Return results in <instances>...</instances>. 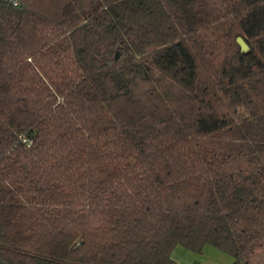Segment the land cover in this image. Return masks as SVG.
Returning a JSON list of instances; mask_svg holds the SVG:
<instances>
[{
	"label": "trees",
	"instance_id": "16d2710c",
	"mask_svg": "<svg viewBox=\"0 0 264 264\" xmlns=\"http://www.w3.org/2000/svg\"><path fill=\"white\" fill-rule=\"evenodd\" d=\"M206 244L264 264V0H0V264Z\"/></svg>",
	"mask_w": 264,
	"mask_h": 264
},
{
	"label": "rangeland",
	"instance_id": "374dc122",
	"mask_svg": "<svg viewBox=\"0 0 264 264\" xmlns=\"http://www.w3.org/2000/svg\"><path fill=\"white\" fill-rule=\"evenodd\" d=\"M172 257L176 264H192L193 262L229 264L232 261V257L229 254L209 244H206L201 251L177 245L172 252Z\"/></svg>",
	"mask_w": 264,
	"mask_h": 264
},
{
	"label": "water",
	"instance_id": "95a60500",
	"mask_svg": "<svg viewBox=\"0 0 264 264\" xmlns=\"http://www.w3.org/2000/svg\"><path fill=\"white\" fill-rule=\"evenodd\" d=\"M236 40H237V43L239 44L240 49L242 51L248 50L249 46H248L247 42L240 35L237 36Z\"/></svg>",
	"mask_w": 264,
	"mask_h": 264
},
{
	"label": "built area",
	"instance_id": "2783aa9c",
	"mask_svg": "<svg viewBox=\"0 0 264 264\" xmlns=\"http://www.w3.org/2000/svg\"><path fill=\"white\" fill-rule=\"evenodd\" d=\"M8 2H11L13 5H16L18 3V0H5ZM28 142H31V140H28Z\"/></svg>",
	"mask_w": 264,
	"mask_h": 264
}]
</instances>
